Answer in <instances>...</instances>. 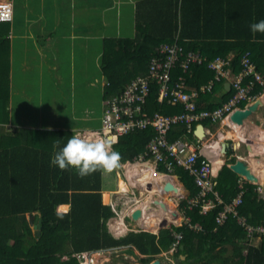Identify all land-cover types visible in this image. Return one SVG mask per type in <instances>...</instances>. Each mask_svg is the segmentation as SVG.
I'll list each match as a JSON object with an SVG mask.
<instances>
[{
	"label": "trees",
	"instance_id": "trees-1",
	"mask_svg": "<svg viewBox=\"0 0 264 264\" xmlns=\"http://www.w3.org/2000/svg\"><path fill=\"white\" fill-rule=\"evenodd\" d=\"M135 5L134 34L103 38L100 59V69L106 78L103 99L121 92L133 77L145 73L156 47L175 39L185 49L199 50L207 60L232 52L235 72L240 68L241 54L249 50L257 70L264 75V34H253L250 30L251 24L264 20V0H138ZM9 22L0 21V124L9 120ZM193 37L200 41L189 40ZM181 72L179 66L174 68L172 80ZM213 76L214 70L207 67L206 61L192 64L187 83L198 88ZM218 87L224 88L221 82H216L211 91L199 94L200 107L214 108L232 94V89L224 88L215 97ZM260 90L257 86L253 92ZM157 93L153 84L146 101L149 112L182 110L180 104L157 101ZM202 101L206 103L201 104ZM153 134L150 127L136 129L120 135L112 148L119 152L121 161L131 159L143 151ZM184 134V126L175 125L168 132V138ZM13 135L0 132V264H79L73 255L75 252L125 244H132L144 254L141 262L146 263L171 247L172 231L182 234L175 253L178 257L183 254L182 260L188 264H264V238L257 245H246L245 232L234 216L229 214L213 230L221 204L205 214L197 208L186 209L191 221L201 225L200 230L182 223L161 228L157 235L147 230H129L114 236L107 224L113 211L102 201L103 170L81 178L74 168L62 171L51 164L52 157L73 132L23 128ZM57 143L58 147L54 148ZM231 152L232 148L227 149V154ZM234 159L232 155L228 162ZM174 172L189 196L195 194L193 176L180 166ZM238 178L226 163L218 170L215 188L224 202L238 193ZM243 189V203L238 205V213L246 216L251 224L263 222L264 197L255 190V184L245 181ZM61 203L69 204L66 212L57 210ZM32 212L40 219L39 233L29 223L27 214Z\"/></svg>",
	"mask_w": 264,
	"mask_h": 264
},
{
	"label": "built area",
	"instance_id": "built-area-1",
	"mask_svg": "<svg viewBox=\"0 0 264 264\" xmlns=\"http://www.w3.org/2000/svg\"><path fill=\"white\" fill-rule=\"evenodd\" d=\"M12 19V3L10 0H0V21ZM156 53L150 58L147 71L133 77L121 90V92L110 95L104 99L101 115V126L97 129L88 130L82 133V137L89 139H108L112 143L116 142L122 134L129 133L136 129L152 128L154 134L145 144L143 151L132 159L127 160L119 170L120 174L130 177L128 184L138 183L148 188L147 193H158L173 198L181 202L187 197V190L179 189L166 191L164 184L170 182L176 185L177 174L174 173L176 167H183L193 176L197 191L187 198V203L175 204L172 213L169 211L167 217H172L168 227L178 226L185 223L194 230H200L201 225L193 223L186 215V209L197 208L200 213H207L216 205L221 204L215 216L213 230L217 225H222L228 215L236 218L237 223L245 232L246 245H257L264 238V221L251 224L247 217L238 213V205L242 202L243 185L245 181L255 184V190L264 197V186L262 179L254 183L247 180L243 175L238 178V193L229 202H224L219 192L215 188L218 168L214 166V158L221 157L222 148L220 142L207 136L218 134V130L213 132L210 125L222 123L229 119L230 113L236 107H243L245 103L253 101L260 96L264 90V75L257 70L254 61L251 59L250 51L245 50L240 56V68L233 71L231 56H215L207 60L199 50L185 49L176 39L171 42H162L156 47ZM206 61L207 67L214 70L213 78L198 88L187 83V74L191 73L192 64H202ZM180 67L181 73L172 80L171 73L174 68ZM226 83L232 94L220 105L214 108L200 107L198 100L200 93L211 91L216 82ZM155 84L158 90L156 100L166 101L171 105L180 104L182 110L174 113H164L159 110L149 112L146 109V101ZM260 86L262 90L258 93L253 90ZM243 104V105H241ZM207 122L204 126L202 122ZM231 121V120H230ZM183 125L184 136L168 138V132L175 125ZM203 125V137L196 133L197 125ZM228 124V122H227ZM79 133V132H78ZM193 134L191 137L189 134ZM217 144V147H216ZM215 146V147H214ZM120 183V182H119ZM156 186V187H154ZM122 188V187H121ZM132 188V187H131ZM157 188V189H155ZM118 190V189H114ZM133 191V190H132ZM163 191H166L163 193ZM179 205V206H178ZM117 203L112 202L111 208L117 213ZM144 206V205H143ZM125 214L131 223L116 221L114 224L116 232L126 229H134L132 226L138 223L131 217V212L135 207L126 205ZM145 211V209H144ZM177 216V217H176ZM145 218V217H144ZM141 224V223H140ZM174 240L170 250L175 252L179 246L182 234L180 231H172ZM247 248L243 249V253ZM81 264H93L94 250H84L73 253Z\"/></svg>",
	"mask_w": 264,
	"mask_h": 264
},
{
	"label": "crops",
	"instance_id": "crops-1",
	"mask_svg": "<svg viewBox=\"0 0 264 264\" xmlns=\"http://www.w3.org/2000/svg\"><path fill=\"white\" fill-rule=\"evenodd\" d=\"M10 1L13 12L8 34L10 44L9 104L11 109L9 108V120L5 123L10 126L9 131L14 132L16 127L69 131L99 128L101 116L99 125H97L94 111L87 106L88 97L84 90L86 87H82V84H91L93 68L95 67V70L100 68L99 58L104 37L125 36L124 31L134 33L135 4L138 0ZM189 40L200 41L195 37L189 38ZM93 44L96 47L94 56L91 52ZM231 55H233L232 52L227 56ZM33 59L32 84L29 87L21 84L20 93L16 96L21 99L20 103L15 105V112L12 75L15 70L22 71L24 63H31ZM98 74L103 77L102 72ZM105 83L106 79H104L103 85ZM222 84L229 90L226 81ZM224 88L218 87L214 96L219 97ZM205 103V101L201 102V104ZM103 105L104 100L102 99V110ZM62 107L66 110V119L59 122L56 112ZM87 112L92 115H87ZM13 113H15L14 116ZM16 113L19 116L18 120ZM253 115L262 117L264 113L257 111ZM250 121L251 119L243 126L242 131L247 127H250L249 131L252 130L255 125L249 124ZM223 124L226 122L213 125L208 122L211 130L215 128L220 131ZM255 145L256 148L252 146L248 148L247 142H245V150H248L250 157L253 152L256 153L255 155L261 153L262 146L256 142ZM251 147L255 151L251 152ZM258 159L263 164V160ZM221 162L223 160L218 159L214 163L215 167H218ZM259 167L257 170L259 169V175L263 180L264 175L260 173L261 165ZM104 198L106 197H103V200L111 205V202ZM64 209L68 210L69 204L62 203L57 206L59 211H64ZM126 209V206H122L121 209L116 206L117 213H119L117 221L126 223L127 218L124 211Z\"/></svg>",
	"mask_w": 264,
	"mask_h": 264
},
{
	"label": "rangeland",
	"instance_id": "rangeland-1",
	"mask_svg": "<svg viewBox=\"0 0 264 264\" xmlns=\"http://www.w3.org/2000/svg\"><path fill=\"white\" fill-rule=\"evenodd\" d=\"M135 7H136V5H135ZM133 23H134V27H135V21H133ZM124 34H125V36H132L134 33H131V31H124ZM91 49H92L91 52H93V56H94V53H95L94 50H96L95 44L92 45ZM100 59H101V55H100L99 60ZM26 64H27V66H26ZM33 68H34V59L32 60L31 63L25 62L23 70L22 71L15 70L14 75H12L13 84H14V97H15L14 98L15 103H13V106H14L15 112H16V108H15L16 106L15 105H16V103H20V99H21L20 97L16 98V96H18V94L20 93L21 84H23L27 87H29V85L32 84ZM93 69H94V72H91L92 73V80H93L92 83L91 84L87 83L85 85L82 84V87L83 86L86 87L85 91H86V94L88 97L87 98V106H89L94 111V113L97 117V125H99L100 116L102 114V99H103L102 96H103V89H104L103 88L104 87L103 81L106 78L104 76L102 77V76H100V74H98L99 72H101L100 68L95 70V67H94ZM263 92H264V90H263ZM9 103H10V100H9ZM10 107H11V105L9 104V108ZM65 112H66V110L63 107L59 108V111L56 112V114H57L56 118L59 120V122L63 121V119H66L65 118V116H66ZM89 114H91V113L87 112V115H89ZM14 115H15V113H13V116ZM16 118L18 120V118H19L18 113H16ZM250 119H251V121L249 124H254L255 126H259V127L264 128V115L262 117H256L255 115H252L250 117ZM223 125L227 126L225 124H223ZM18 128L17 127L14 128V132H11V131H9L10 130L9 125H7L5 123L0 124V132H5L11 136H14L13 134H17L19 131L23 130V127L19 128V129ZM224 128L225 129H220V131L225 132L224 130H226V128L232 129V128H229L228 126L224 127ZM248 128H250V127H247V129L242 131V132H245L244 133L245 137L249 136V129ZM25 129L26 128H24V130ZM215 130L216 129L213 128V132H216ZM234 137L235 136L230 135V136L223 138L222 140H226L228 138V141L231 143L233 141L232 139ZM209 138L216 140L218 137L216 134H214V135L207 136L203 140H208ZM255 141H256V139H255ZM248 142H250V141H248ZM256 144L262 146L261 147L262 150L260 149L261 153H257V155H254V157L255 158L259 157L263 160V164L261 165L260 173L261 174L263 173V175H264V138L259 139V141L256 142ZM241 149L245 150V143L242 144ZM232 155H233V153L227 154V151H226L225 153H223L221 155V158H222L224 163H228V159ZM259 169H260V167H259ZM119 176H120V174L117 173V170H113L110 173L103 171V173H102L103 187L104 188H114V186L117 183V185L115 186V189H118V190L117 191L116 190L108 191V192L106 191L103 193L104 195H102V196L106 197L104 199L105 200L108 199V201H110L111 203L116 201L117 207L120 209L122 206L124 207L127 203H128L129 209H130V207H135V208L140 207L141 208V218L138 219V222L137 221L134 222V223H138V224L129 225V226H132L136 230H141L144 228V222H142V221L146 219L143 217L145 214H147L148 218L154 219L160 213L156 212V210H146L145 207L143 206L144 203L146 205L149 203L150 197L152 195L151 193H147L148 188L145 185H142V184L140 185L139 183H138V185L135 183H130V185H129L127 178L129 179L131 177H129V176L127 177L124 174H121V180H120ZM118 183H119V185H118ZM261 185L264 186V179L262 180ZM132 190H133V192H132ZM115 193H119V197H117L116 199H115ZM113 195H114V197H113ZM108 196H110V197H108ZM169 200H172L175 204L181 203V202H178L175 199H173V196H171V198H169ZM169 207H171V206L169 205ZM144 209H145V211H144ZM152 213L153 214L155 213V216L150 215ZM114 216H115V218H117L116 214ZM127 221H126V224L131 223L130 219L128 222ZM32 222H35V221H32ZM166 224L167 223L163 224L161 227L166 226ZM108 227H109V225H108ZM144 229H146V228H144ZM159 229H160V227L158 229H156V231H159ZM129 230H133V229H126L120 233L115 234L114 236H120ZM147 230L150 231V229H147ZM111 233H113L112 230H111ZM94 256L95 257L93 260V262H94L93 264H125V263L137 264V263H142L141 258L145 257V255H141L138 252V250L132 244L107 247V248H103V249H95L94 250ZM184 257H181V255L178 257V254L176 255V253L171 251L170 248H168L164 251H161L155 255V258H160L161 260H163L167 264H188L186 261L182 260ZM212 264H214V263H212Z\"/></svg>",
	"mask_w": 264,
	"mask_h": 264
},
{
	"label": "clouds",
	"instance_id": "clouds-1",
	"mask_svg": "<svg viewBox=\"0 0 264 264\" xmlns=\"http://www.w3.org/2000/svg\"><path fill=\"white\" fill-rule=\"evenodd\" d=\"M12 15H13V12H12ZM12 20V19H11ZM11 20H7V21H11ZM6 21V20H5ZM250 30H251V32L253 33V34H256V33H262V34H264V20H261V21H259V22H256V23H253V24H251L250 25ZM228 120V119H227ZM230 121V120H229ZM205 121H203L202 122V124L204 125V126H207V122L206 123H204ZM225 122V121H224ZM230 122H232V121H230ZM233 123V122H232ZM201 124V125H202ZM234 124V123H233ZM202 125V126H203ZM226 125L229 127V128H232L231 127V125L229 124V122H228V124H227V122H226ZM236 126V125H235ZM86 131H88V130H84V131H75L74 129H72V132H75V133H73L74 135L67 141V143L63 146V148H61L58 152H56V154L52 157V159H51V164L52 165H54V166H58V168L60 169V170H62V171H65V170H68L69 168H74V169H76V171H77V175L79 176V177H81V178H83V177H85V176H88V175H90V174H92V173H94L95 171H97V170H99V169H102L103 171H105V172H112L113 170H117V173L119 172V170L122 168V165L123 164H125V162L127 161V160H130V159H125V160H123V161H121V156H120V154H119V152H117V151H114L113 150V148H112V145H113V143H112V141L111 140H108V139H89V138H85V137H82V133H84V132H86ZM79 132V133H78ZM221 133H223V132H221V131H219L218 130V134H217V137L219 138V135L221 134ZM203 134H204V132H203ZM201 137H203V135L201 136ZM218 138L216 139V140H218ZM234 139V138H233ZM232 139V140H233ZM226 140H228V138L226 139ZM223 141V140H222ZM222 141H220V144H221V142ZM229 142V141H228ZM245 142H247V143H249L248 141H246V140H243L242 139V143H245ZM250 146V145H249ZM55 147H58V143L56 144V145H54V148ZM229 148H232V142L230 143L229 142V146L226 148V151H227V149H229ZM232 151H233V156H235V153H234V150H233V148H232ZM244 151H247V153H248V155H249V152H248V150H244ZM139 154V153H138ZM137 154V155H138ZM222 154H223V152H222ZM136 156V155H135ZM134 157V156H133ZM250 157V156H249ZM132 159V158H131ZM233 162V161H232ZM229 163V162H228ZM228 163H226V164H228ZM224 164V162H222L221 164H219L218 165V170L220 169V167L222 166ZM103 171H102V173H103ZM175 173V172H174ZM176 174V173H175ZM238 175V174H237ZM129 175L127 174V177H128ZM178 176V175H177ZM239 176V175H238ZM130 177V176H129ZM259 177H260V175H259ZM260 179H261V177H260ZM259 179V180H260ZM120 180H121V178H120ZM127 180H128V178H127ZM169 182V181H168ZM168 182H166V183H168ZM166 183L164 184V190H166V191H170V190H172V188L174 189V190H177V188L179 189V187L181 188V189H184L185 188V186L183 185V183L181 182V180L179 179V177H177V179H176V185H172L170 182V184H171V187L169 186V187H166L165 185H166ZM116 185H117V183H116ZM115 185V186H116ZM118 185H119V183H118ZM115 186H114V188H104L103 187V184H102V189H101V195H103V193L104 192H108V191H114V189H115ZM154 187H156V186H154ZM155 189H157V188H155ZM186 189V188H185ZM187 190V189H186ZM166 191H163V193L164 192H166ZM187 197L185 198H183L182 200H181V202H182V204H185V203H187V198H189V197H191V196H189V191L187 190ZM165 194V193H164ZM164 194L162 195V194H158V193H153L152 195H151V197H150V201H151V199H153V198H159V199H163L164 198ZM167 196V195H166ZM167 197H169V196H167ZM169 198H171V196L169 197ZM174 199V198H173ZM102 201L104 202V203H106L104 200H103V196H102ZM149 201V202H150ZM62 204V203H61ZM68 204V203H67ZM106 204H108V203H106ZM128 204V203H127ZM126 204V205H127ZM173 204H174V202H173ZM110 207H111V205L110 204H108ZM125 205V206H126ZM146 204L144 203V206H145ZM174 207V206H173ZM112 209V208H111ZM169 209H171V208H169ZM146 210H155L154 209V207H151V208H148V209H146ZM64 211L66 212L67 211V209H64ZM112 211H113V215L108 219V222H107V224L109 225V232L111 233V230H112V232L114 233H112L113 235H115V234H117V233H120V232H122V231H120V232H116V227H115V223H116V219L118 218V215H119V213H116L113 209H112ZM156 212H160L159 210H156ZM169 212V211H168ZM29 214H34L35 216H36V213L35 212H32V213H28L27 214V217H28V215ZM117 215V218H115V216L114 215ZM166 214V213H165ZM204 214V213H203ZM38 217V216H37ZM59 218H61V219H63V215H60V217ZM114 218V219H113ZM126 218H127V220H128V217L126 216ZM111 219H113L112 220V222H111ZM32 221H34V219H32ZM114 222V223H113ZM193 223H195V222H193ZM198 223V222H197ZM32 225V224H31ZM33 226V225H32ZM174 226V225H173ZM172 226V227H173ZM164 227H168L167 225L166 226H163V227H160V229L161 228H164ZM171 227V228H172ZM144 228H146L145 226H144ZM141 229V230H147V229H149V228H146V229ZM168 228H170V227H168ZM190 228V227H189ZM159 229V230H160ZM134 231H138V230H136V229H133ZM124 231V230H123ZM147 231H149V230H147ZM150 232H153V233H155L156 235H157V233H158V231H154V230H151L150 229ZM103 248H107V247H102V248H99V249H103ZM244 249V248H243ZM89 250H95V249H89ZM82 251H84V250H82ZM139 252V251H138ZM243 252V251H242ZM140 253V252H139ZM141 254V253H140ZM245 254V253H244ZM141 255H144V254H141ZM73 256V255H72ZM64 257H66V256H64ZM76 257V256H75ZM77 258V257H76ZM77 261H78V263L79 264H81L80 262H79V260L77 259Z\"/></svg>",
	"mask_w": 264,
	"mask_h": 264
},
{
	"label": "water",
	"instance_id": "water-1",
	"mask_svg": "<svg viewBox=\"0 0 264 264\" xmlns=\"http://www.w3.org/2000/svg\"><path fill=\"white\" fill-rule=\"evenodd\" d=\"M229 87V85H228ZM257 111H261L264 113V96L260 95L256 97L253 101L249 103H245V105L241 107H236L232 113H230L229 118L234 123V125L238 127H243L250 117ZM198 130L196 131L197 135L201 137L203 135V126L201 124L197 125ZM201 131V134H200ZM229 146L228 140H223L221 142V148L222 152H226V148ZM242 146V138L238 135L234 137L232 141V148L235 153V159L233 162H229L227 166L234 171L238 175H243L247 180L250 182L257 183L259 182V174L257 172V168L260 166V164L251 159L247 153V151H244L241 149ZM247 146L249 148V143H247ZM166 187H171V184L168 182L165 185ZM145 209L154 207L155 210H160L161 212L172 211L167 207V205L164 203L162 199L159 198H153L151 201L144 206ZM131 217L134 220H138L141 218V208L137 207L131 212ZM32 219H34L35 222H32ZM29 223L33 225L34 228H37L36 232H40V219L35 216L34 214L28 215ZM181 257H184V255H181ZM127 264V263H125ZM132 264V263H128ZM137 264H167L160 258H153L149 262L146 263H137Z\"/></svg>",
	"mask_w": 264,
	"mask_h": 264
},
{
	"label": "bare ground",
	"instance_id": "bare-ground-1",
	"mask_svg": "<svg viewBox=\"0 0 264 264\" xmlns=\"http://www.w3.org/2000/svg\"><path fill=\"white\" fill-rule=\"evenodd\" d=\"M93 0H91V2H92ZM99 2V1H98ZM114 4V3H113ZM125 13V12H124ZM136 21V20H135ZM144 23V22H143ZM144 29V28H143ZM196 66V65H195ZM133 69V68H132ZM238 69V68H237ZM131 70V69H130ZM213 70V69H212ZM207 71V70H206ZM238 71V70H237ZM203 72V71H202ZM211 72V71H210ZM209 74V73H208ZM207 74V75H208ZM109 82V81H108ZM8 83V82H7ZM112 83V82H111ZM258 87H260V86H258ZM257 88V87H256ZM85 90V89H84ZM259 90V89H258ZM150 94V93H149ZM263 94V93H262ZM261 94V95H262ZM263 96H264V94H263ZM147 107V106H146ZM76 115V114H75ZM92 115V114H91ZM225 122H229V124L231 125V127H232V129H227L226 128V133L227 134H222V135H220L219 136V138H218V140H216V142H220V141H222V139L223 138H225V137H227V136H237L238 135V137L240 136L243 140H248V141H250L249 142V145L250 146H252L253 148H256V145H255V142H257V139H263L264 138V128L263 127H259V126H253L252 127V130H250L249 131V136L248 137H245L244 136V133L242 132V128L243 127H238V126H235L232 122H230L229 121V119L227 120H225ZM66 123V122H65ZM226 125V124H225ZM224 127H227V126H223L222 127V129H225ZM144 130V129H143ZM151 132V131H150ZM144 133V132H143ZM147 134V133H146ZM200 134H201V131H200ZM5 137V136H4ZM68 137V136H67ZM134 139V138H133ZM255 139H256V141H255ZM133 142V141H132ZM131 142V143H132ZM131 145V144H130ZM215 147V146H214ZM216 147H217V144H216ZM252 147L250 148V151L252 152L254 149H252ZM260 148V147H259ZM262 150V149H261ZM255 151V150H254ZM232 153V152H231ZM256 153L255 152H253V153H251V159H252V157H254L253 155H255ZM221 157H215L214 158V163L216 162V161H218V159H220ZM259 158V157H258ZM258 158H253V160H255V161H257L260 165H262V162L260 161V159H258ZM222 159V158H221ZM222 163V162H221ZM215 166V165H214ZM228 167V166H227ZM230 169V168H229ZM186 170V169H185ZM231 170V169H230ZM187 171V170H186ZM257 172H258V174H259V171L257 170ZM129 176H130V174H128ZM26 178V177H25ZM24 180V179H23ZM25 182H27L26 180H25ZM253 191H255V190H253ZM222 193V192H221ZM126 195V194H125ZM253 197V196H252ZM259 197V196H258ZM163 201H164V203L167 205V207L168 208H173V206H174V204H173V201L172 200H169V197H167L166 195H164V198L162 199ZM226 202H227V200H226ZM243 203V202H242ZM110 204V203H109ZM169 205L171 206V207H169ZM241 205V204H240ZM214 209V208H213ZM218 209V208H217ZM160 211V210H159ZM160 214L159 215H157V217H155L154 219H150V218H148L147 217V214H145L143 217H145L146 219L145 220H143L142 222H144V226L146 227V228H149V229H151V230H154V231H156V229H158L159 227H161L163 224H165V223H171L172 222V220H173V218L172 217H167V214L169 213L168 211H166L165 213L164 212H159ZM150 215H154L155 216V213L153 214H150ZM142 227V226H141ZM16 239V238H15Z\"/></svg>",
	"mask_w": 264,
	"mask_h": 264
},
{
	"label": "flooded vegetation",
	"instance_id": "flooded-vegetation-1",
	"mask_svg": "<svg viewBox=\"0 0 264 264\" xmlns=\"http://www.w3.org/2000/svg\"><path fill=\"white\" fill-rule=\"evenodd\" d=\"M224 131H225V130H224ZM222 134H227V133H226V131H225V132L221 133L220 135H222ZM220 135H219V136H220ZM132 192H133V191H132ZM113 197H114V196H113ZM117 197H119V193H115V199H116Z\"/></svg>",
	"mask_w": 264,
	"mask_h": 264
}]
</instances>
